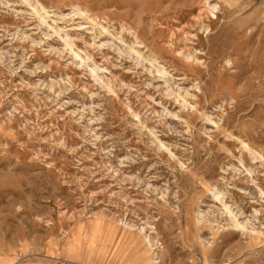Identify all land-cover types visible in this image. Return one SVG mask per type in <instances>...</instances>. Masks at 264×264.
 <instances>
[{
	"label": "rangeland",
	"instance_id": "1",
	"mask_svg": "<svg viewBox=\"0 0 264 264\" xmlns=\"http://www.w3.org/2000/svg\"><path fill=\"white\" fill-rule=\"evenodd\" d=\"M71 260L264 264V0H0V264Z\"/></svg>",
	"mask_w": 264,
	"mask_h": 264
},
{
	"label": "built area",
	"instance_id": "2",
	"mask_svg": "<svg viewBox=\"0 0 264 264\" xmlns=\"http://www.w3.org/2000/svg\"><path fill=\"white\" fill-rule=\"evenodd\" d=\"M59 264H66L65 262H60Z\"/></svg>",
	"mask_w": 264,
	"mask_h": 264
},
{
	"label": "crops",
	"instance_id": "3",
	"mask_svg": "<svg viewBox=\"0 0 264 264\" xmlns=\"http://www.w3.org/2000/svg\"><path fill=\"white\" fill-rule=\"evenodd\" d=\"M71 261H73V260H71ZM73 262H75V263H79V262H76V261H73ZM80 264H82V263H80Z\"/></svg>",
	"mask_w": 264,
	"mask_h": 264
},
{
	"label": "bare ground",
	"instance_id": "4",
	"mask_svg": "<svg viewBox=\"0 0 264 264\" xmlns=\"http://www.w3.org/2000/svg\"><path fill=\"white\" fill-rule=\"evenodd\" d=\"M70 263V262H69ZM75 264H77V263H75Z\"/></svg>",
	"mask_w": 264,
	"mask_h": 264
}]
</instances>
